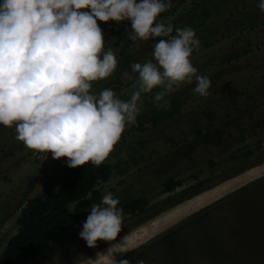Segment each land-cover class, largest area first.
I'll return each mask as SVG.
<instances>
[{"label": "rangeland", "instance_id": "obj_1", "mask_svg": "<svg viewBox=\"0 0 264 264\" xmlns=\"http://www.w3.org/2000/svg\"><path fill=\"white\" fill-rule=\"evenodd\" d=\"M257 3L258 0H171V7L157 18V22L171 23L174 28L195 30L200 46L190 59L197 74L211 80L210 94L202 97L195 93V80L175 87L165 99H180V111L156 127L145 120L158 109L153 97L160 89L142 94L137 123L126 126L122 141L108 157L113 167L111 176L96 187L101 198L108 192L118 198L120 208L139 194L150 198L148 211L136 216L123 214L117 242L198 197L201 191L214 189L222 180L239 175L248 167V171L258 166L263 169L264 13ZM98 24L104 32V48L115 53L118 65L107 79L92 82L91 91L98 93L111 87L118 98L130 100L138 86V73L132 71L131 65L153 60L156 40H129L130 21ZM244 50L249 51L239 60L222 62L230 52ZM15 136V126L0 127V253L6 241L16 234L17 205L42 192L49 179L55 184L59 179L53 171L58 160H35L32 150ZM262 176L264 170L140 243L130 245L131 250L118 255L117 260L129 259L130 264L140 259L145 264H264ZM169 177L183 181L175 190V197L189 200L157 213L162 208L158 202L168 196L160 195V185ZM240 188L234 196L233 192ZM195 194L199 195L194 197ZM220 199L225 201L218 203ZM8 213H13L11 218L3 221ZM83 222L49 242L33 264H95L97 252L106 251L110 244L98 241L96 248L88 247L79 237ZM172 227L180 230L166 238L160 248H140Z\"/></svg>", "mask_w": 264, "mask_h": 264}, {"label": "clouds", "instance_id": "obj_2", "mask_svg": "<svg viewBox=\"0 0 264 264\" xmlns=\"http://www.w3.org/2000/svg\"><path fill=\"white\" fill-rule=\"evenodd\" d=\"M170 7L171 0H2L0 125L15 126V139L28 149L67 158L69 168L100 166L126 126L137 123L142 94L159 88L154 103L167 109L166 95L195 80L194 92L207 97L211 80L198 75L190 59L200 46L195 30L157 22ZM257 7L264 13V0ZM98 21H130L129 40H156L153 60L131 65L138 86L130 100L118 98L111 87L91 91L92 82L107 79L118 65L115 53L104 48ZM119 204L108 192L83 222L79 237L88 247L110 244L97 252L95 264H130L116 259L131 250L127 235L117 242L123 223Z\"/></svg>", "mask_w": 264, "mask_h": 264}, {"label": "trees", "instance_id": "obj_3", "mask_svg": "<svg viewBox=\"0 0 264 264\" xmlns=\"http://www.w3.org/2000/svg\"><path fill=\"white\" fill-rule=\"evenodd\" d=\"M248 51L244 50L240 53L236 51L230 52L222 59V62L230 63L231 61L239 60ZM181 106V100L174 98L169 102L167 109L158 108L154 110L146 117L145 121L152 127H156L178 114ZM0 127L5 126L0 125ZM196 132L199 133L200 131L197 130ZM121 141L122 136L117 145ZM66 160L67 158L58 160V165L53 170L59 177L57 184H55L53 179H49L44 184L42 192L17 205L19 213L14 221L16 234L10 237L4 244L0 253V264L35 263L43 254L44 248L49 242L81 224L88 216L91 206L95 203H100L101 193L96 187L100 183H106L113 170V167L108 162V158L100 166H94L89 162L77 168L67 167ZM248 168L239 173L241 174ZM182 183L181 179L175 177H169L161 182L160 187L162 192L160 195L168 194V196L158 202V205L162 208L157 213L164 212L188 199L176 198L174 195L175 190L181 187ZM56 188H59L58 192L55 191ZM240 191H235L233 193L234 196H237L236 193H240ZM234 199L237 200L235 197ZM221 201L222 199L218 203H223L225 200ZM150 207V198L146 194H139L130 198L121 206L123 214L127 216H136L144 213ZM12 214H6L3 221L10 219ZM179 230L178 227L173 228V230L162 235L164 239L157 241L153 246L151 244L143 249L160 248L166 238H170L172 234L177 233Z\"/></svg>", "mask_w": 264, "mask_h": 264}, {"label": "bare ground", "instance_id": "obj_4", "mask_svg": "<svg viewBox=\"0 0 264 264\" xmlns=\"http://www.w3.org/2000/svg\"><path fill=\"white\" fill-rule=\"evenodd\" d=\"M263 166V165H262ZM264 170V167L258 166L253 169H249V171H245L241 175L236 176L235 178H232L230 180H227L225 182H222L221 184L214 187V189L208 190V192H204L198 197L189 200L185 202L184 204L176 207L175 209L164 213L161 215L158 219L154 220L150 226H147L137 233L133 234L129 239V246L133 244L140 243L143 239H145L147 236H152L157 230L161 229L162 227L168 225L169 223L179 219L180 217L189 214L192 211L198 210L199 208L204 207L209 202L220 198L230 190L236 188L238 185H240L242 182L247 181L252 178H256L262 171ZM217 187V188H216ZM117 254L116 259L118 257ZM106 263V261H104Z\"/></svg>", "mask_w": 264, "mask_h": 264}, {"label": "flooded vegetation", "instance_id": "obj_5", "mask_svg": "<svg viewBox=\"0 0 264 264\" xmlns=\"http://www.w3.org/2000/svg\"><path fill=\"white\" fill-rule=\"evenodd\" d=\"M264 178V176H262V177H260L259 178V180H261V179H263ZM259 180H257V181H259ZM263 182H264V180H262ZM254 184H255V182H254ZM240 190H242L241 188L240 189H238L237 191H240ZM234 193V192H233ZM178 225V224H177ZM174 227H176V226H174ZM174 227H172V228H169V229H167V230H165L164 232H162L161 234H158L157 236H155L153 239H151V240H149V241H147V242H144V244H142L141 246H140V248L141 249H143V248H147L149 245H151L152 244V246L154 245V243H156L157 241H160V240H162V239H164V236H163V238H162V235L163 234H165V233H167L168 231H171V230H173V228ZM150 249V248H149ZM132 253H130V255H131ZM131 263V262H130Z\"/></svg>", "mask_w": 264, "mask_h": 264}, {"label": "built area", "instance_id": "obj_6", "mask_svg": "<svg viewBox=\"0 0 264 264\" xmlns=\"http://www.w3.org/2000/svg\"><path fill=\"white\" fill-rule=\"evenodd\" d=\"M32 156L34 157L35 160H41L46 157H52L51 153H40L32 150Z\"/></svg>", "mask_w": 264, "mask_h": 264}, {"label": "water", "instance_id": "obj_7", "mask_svg": "<svg viewBox=\"0 0 264 264\" xmlns=\"http://www.w3.org/2000/svg\"><path fill=\"white\" fill-rule=\"evenodd\" d=\"M244 172H245V171H244ZM242 173H243V172H242ZM242 173H241V174H242ZM239 175H240V174H239ZM236 176H238V175H236ZM236 176H234V177H232V178H235ZM232 178H230V179H232ZM230 179H226V180H224V181H222V182H225V181L230 180ZM222 182H221V183H222ZM221 183H220V184H221ZM216 186H217V185H216ZM208 190H209V189H208ZM204 192H206V191H203V192H201V193H199V194H202V193H204ZM199 194L195 195L194 197L198 196ZM191 198H193V197H191ZM187 200H189V199H187Z\"/></svg>", "mask_w": 264, "mask_h": 264}]
</instances>
